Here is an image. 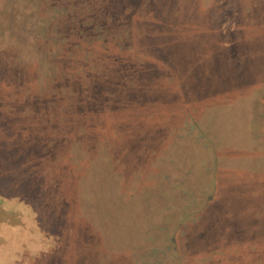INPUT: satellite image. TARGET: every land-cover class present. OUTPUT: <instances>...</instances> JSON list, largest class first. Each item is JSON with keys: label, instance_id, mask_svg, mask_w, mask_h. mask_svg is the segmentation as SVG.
I'll return each mask as SVG.
<instances>
[{"label": "trees", "instance_id": "obj_1", "mask_svg": "<svg viewBox=\"0 0 264 264\" xmlns=\"http://www.w3.org/2000/svg\"><path fill=\"white\" fill-rule=\"evenodd\" d=\"M248 26L264 31V5L0 0V87L34 113L14 128L0 103V159L28 165L24 203L0 195L24 207L0 215V264H216L213 239L230 238L213 219L244 224L220 210L219 150L235 136L214 116L249 120L263 88L264 34L249 41Z\"/></svg>", "mask_w": 264, "mask_h": 264}, {"label": "rangeland", "instance_id": "obj_2", "mask_svg": "<svg viewBox=\"0 0 264 264\" xmlns=\"http://www.w3.org/2000/svg\"><path fill=\"white\" fill-rule=\"evenodd\" d=\"M229 3L232 8L234 5H240L243 8L248 7V9H251L255 5H257V8H262L264 0H229ZM246 32L248 39L250 37L249 41L253 40V34H264V31L250 28V26L246 28ZM258 67L256 73L254 72V79L258 83L261 82L263 88H257L256 96L249 99L252 101L253 108L250 110L246 107L245 111H249L250 119L248 120V113H238L236 109L231 114H223V117H221L222 114L214 116L216 122L222 124V126L228 122L230 124H227V127L230 128L228 133L235 136L234 141L227 149L221 148L219 150L215 191L223 201L220 210L223 212L226 207L229 208L232 217L237 218V220L240 219L244 224L241 227L237 224L233 225V220L222 218V216L213 219L211 231L214 230L219 233L220 237L230 238L229 241H227V238H223L220 242L213 239L211 245L217 244L219 249L213 254V257L217 260L216 264H264V65ZM3 89L0 87V103L2 102L6 106L3 112L10 113V119L13 117L12 126L14 128H24L26 122L27 126L30 127L28 118L34 119V113L25 112L24 114V112H18L19 115L15 114V111L20 110L25 103V97L10 92V88L7 91H2ZM21 110L24 111V108ZM1 111L0 107V113ZM180 114V112H175V115ZM248 121H250L249 126L247 125ZM33 124L34 128H37V121L35 123V120H33ZM216 128H219V126ZM0 130L3 131L1 127ZM21 141L24 142L25 140ZM14 163H16L14 172L9 171ZM27 166L22 161L15 159L13 161L8 157L0 159V195L5 198H18V202L22 200L26 192V179L28 178V174L23 170ZM13 185H16V188H12ZM7 208L10 209L9 203L4 200L3 204H0V215L11 212L10 216L12 215L15 220L20 219L19 221H21L24 214V207L21 204L13 205L10 211ZM8 219H4L6 221L0 219V244L4 242L1 235V224L10 222ZM213 227L214 229H212ZM135 230L134 232H136ZM205 230H210V226L200 224L196 229L197 233L201 235ZM221 245L224 246L222 251H220ZM205 249H208V245L204 243L202 250L198 253L200 263L208 261L212 255L204 253ZM169 256L171 260L164 264H178V259H175V255L171 252L167 254L165 260L168 261ZM100 257L101 259L99 258L96 264H105L109 261L119 264L118 257L107 258V255H101ZM126 262L127 260L122 264Z\"/></svg>", "mask_w": 264, "mask_h": 264}]
</instances>
